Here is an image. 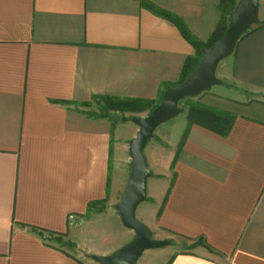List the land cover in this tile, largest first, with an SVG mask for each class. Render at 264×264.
Listing matches in <instances>:
<instances>
[{
    "label": "crops",
    "instance_id": "obj_1",
    "mask_svg": "<svg viewBox=\"0 0 264 264\" xmlns=\"http://www.w3.org/2000/svg\"><path fill=\"white\" fill-rule=\"evenodd\" d=\"M220 2L0 0V264H85L31 228L71 243L79 235L90 242L83 254L109 255L92 233L117 194H106L111 127L114 153L121 128L136 126L119 120L126 114L100 111V99L156 101L195 56L178 29L144 4L206 43ZM258 19L264 24L260 3ZM222 68V84L192 100L233 117L227 136L188 125L182 108L163 162L169 179L185 136L162 222L185 245H203L161 249V264H264V27L239 40ZM105 198L103 212L83 217ZM130 236L125 231L120 245ZM144 254L137 264H147Z\"/></svg>",
    "mask_w": 264,
    "mask_h": 264
},
{
    "label": "water",
    "instance_id": "obj_2",
    "mask_svg": "<svg viewBox=\"0 0 264 264\" xmlns=\"http://www.w3.org/2000/svg\"><path fill=\"white\" fill-rule=\"evenodd\" d=\"M259 0H239L234 7L221 38L210 48L201 50V59L188 78L166 89L159 104L143 118H132L138 128L128 142L129 175L126 185L114 209L122 227L133 233L130 241L106 256L90 255L96 264H137L144 253L164 249L169 241L157 240L151 230L136 217L138 207L146 201L147 182L151 176L144 149L153 138L156 129L179 116L180 103L193 99L222 82L216 77L219 64L230 57L241 37L258 19Z\"/></svg>",
    "mask_w": 264,
    "mask_h": 264
},
{
    "label": "rangeland",
    "instance_id": "obj_3",
    "mask_svg": "<svg viewBox=\"0 0 264 264\" xmlns=\"http://www.w3.org/2000/svg\"><path fill=\"white\" fill-rule=\"evenodd\" d=\"M238 1L239 0H235V3H237ZM259 3H260L261 16H262L264 12V0H260ZM226 19L227 18L225 17V20ZM257 26L258 24L253 26L252 28H256ZM224 61H222L219 64L220 66L219 68H217L216 71V77L221 82H222L221 78L223 72L222 63ZM156 102H158V99L151 103H156ZM188 104H194V100L190 99L188 101L186 99L182 101L180 105L183 109H187L186 106ZM102 106H100V111H102L101 110ZM110 113H115V112L110 111ZM148 113L149 111L147 110L141 113H120L126 115L125 117L122 118L120 117L119 120L122 121L125 120V122H131L132 118H143ZM177 117L174 118L175 120L172 119L164 123L163 125L159 126L154 132L153 138L148 142V144L144 149V156L146 158L148 169L151 176L147 183L146 201L138 207L136 211V217L151 230L155 239L169 241L171 243L168 250L183 252L184 250L188 251L192 249L191 247H194L195 245H199L200 241L196 242L195 244L185 245V243H183L182 240L178 239L177 237L171 236L166 231L164 224L162 222V211L164 208L165 195L169 190L173 180L172 162L169 167V179L166 178V170L164 169V165H163L164 164L163 162H165L166 160L165 158L167 154H169V146L167 145L166 139H171V135L175 133L173 131L176 130V127L174 125H176L175 121H178ZM131 129H132V134H131ZM114 130L115 127H111V159L109 162L108 195L110 196V199L113 200V196L117 193L114 199V203L116 205L121 197V194L124 190L129 175L130 159L128 156V142L136 134V133L133 134L134 133L133 131L137 132L138 128L137 127L121 128L119 133L116 135V138L117 140H119V143L116 144V149L114 152L115 154L113 153V149H112L113 147H115ZM177 150H178V146L175 150V155L177 153ZM175 155L173 159L175 158ZM166 184L168 185V188H166L167 186ZM114 207H111L108 213H104L102 216H100L99 220L96 219L94 220L93 233L90 232L92 230H88L89 231L88 236L89 234L92 233L94 237L93 239L95 242L94 245L99 246L101 248L103 247L104 249L109 248L108 250L109 254H111L113 251H115L116 249L122 246L120 245V243L123 242L124 240L123 234L125 231L128 232V230H125L122 227L121 223L116 218L117 213ZM104 210H105V204H104ZM92 214H99V213L92 212ZM89 217H91V214ZM75 221H77L78 225L81 223L80 219H77ZM75 226L76 225L73 223L69 224V230L75 228ZM78 228L80 229L79 226ZM83 230L81 229L78 231H83ZM130 235L131 236L129 241L132 239L133 233L130 232ZM43 236L48 241L57 240V238H50L49 236L46 235ZM67 237L68 235H65L60 239V242L55 241L54 244L58 245L59 248L63 250V252L70 254L72 257H77L79 261L85 264H96L90 259L89 257L90 255H85L81 252V250L85 249L87 245L90 246V242L86 244L84 241L80 239V236L78 235L77 241L76 242L74 241L75 243H71V241H69V238ZM158 251L159 250L149 251L144 254L145 255L144 257H147L146 259L147 264H161L160 259L156 258L157 255L156 253ZM142 262L143 260L140 261V263Z\"/></svg>",
    "mask_w": 264,
    "mask_h": 264
},
{
    "label": "trees",
    "instance_id": "obj_4",
    "mask_svg": "<svg viewBox=\"0 0 264 264\" xmlns=\"http://www.w3.org/2000/svg\"><path fill=\"white\" fill-rule=\"evenodd\" d=\"M145 7H147L152 13L157 15L158 17L170 22L173 24L178 31L180 32L181 36L194 48L195 50V56L193 58H187L182 66L181 69V74H180V79L179 81L174 84H180L184 82L188 76L195 70L197 67V64L199 60L201 59V50L210 48L212 47L223 35L227 28V24L229 21V17L236 6L235 0H221L220 2V12H221V18L219 22L217 23L214 31L212 32L209 40L206 43H200L197 40H195L188 32L186 29L185 25L183 22L175 17L174 15L157 9L153 7L152 5L149 4H144ZM225 17L227 18L225 20ZM264 27V24L259 23L256 28H251L248 32H246L241 39L244 37L248 36L250 33L255 31L258 28ZM240 39V40H241ZM174 85L167 86L165 88L168 89ZM164 90V91H165ZM164 91L161 93L159 96L158 102L156 103H151V101L147 100H141V99H114V98H103L100 99L102 102L103 106L101 108L103 113H107L110 111L113 112H119V113H141L143 111H149L151 112L160 102L161 97L164 93ZM188 101L190 99H187ZM181 104V103H180ZM181 106V105H180ZM187 123L188 125L193 124V122H198L199 124L209 127L212 130H214L217 134H219L221 137H226L232 122H233V117L229 114L221 113L218 111L211 110L209 108H206L201 105L197 104H188L187 106ZM182 108V107H181ZM125 121V120H124ZM123 121V122H124ZM184 137H182L179 145H178V150L175 155V158L172 161V167L174 166V162L176 160V157L181 149L182 143L184 141ZM108 185H109V177L107 178V189H106V194L108 195ZM106 198L101 201H94L91 202L87 205V209L85 212V215L83 216L85 219H88L90 214L92 212L95 213H101L104 210V204H105ZM32 231L38 233L40 237H43V234H48L49 236H52V234L47 233L46 231H43L41 229H36V228H31ZM64 237L63 235H56L55 238L57 240H54L56 242H60V239ZM199 245H203L202 242H200Z\"/></svg>",
    "mask_w": 264,
    "mask_h": 264
}]
</instances>
